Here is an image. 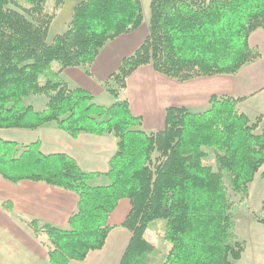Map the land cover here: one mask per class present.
<instances>
[{"label": "trees", "instance_id": "1", "mask_svg": "<svg viewBox=\"0 0 264 264\" xmlns=\"http://www.w3.org/2000/svg\"><path fill=\"white\" fill-rule=\"evenodd\" d=\"M48 3L0 0V129L34 131L56 123L73 138L112 134L117 152L105 174L109 184L93 186L99 174L83 172L68 155H45L39 141L20 146L0 140L1 178L43 183L78 197L66 229L21 219L35 237L46 239L47 264L82 263L101 251L122 200L131 203L122 227L132 238L120 264H154L158 248L146 233L158 220L166 222L164 240L171 244L161 264L239 262L247 243L237 238L233 210L247 205L251 185L259 175L264 179L261 118L242 113L239 100L213 97L203 112L169 108L164 130L148 133L122 94L128 79L148 65L179 82L236 75L259 58L250 39L264 31V0H152L148 38L109 79L111 106L70 89L61 75L90 68L110 42L140 29L141 0H83L51 43L65 0H54L52 10ZM42 96L48 99L43 111L25 104ZM251 213L264 225V203Z\"/></svg>", "mask_w": 264, "mask_h": 264}, {"label": "crops", "instance_id": "2", "mask_svg": "<svg viewBox=\"0 0 264 264\" xmlns=\"http://www.w3.org/2000/svg\"><path fill=\"white\" fill-rule=\"evenodd\" d=\"M68 1L72 2L74 10L83 0H65L64 6ZM141 3L144 24L140 29L110 42L90 68H71L62 73V79L70 89L85 90L94 97L96 104L112 105L108 98L111 96L108 91L110 77L119 71L123 60L132 55L149 36L152 0H141ZM250 46L259 54V58L236 75L179 82L157 73L148 65L138 69L128 79L122 98L128 100L133 115L142 120L141 129L148 133L164 130L169 108L203 112L209 109L213 97L239 100V110L251 120L261 118V128H264V31H257L251 36ZM30 99L25 100V104L37 111L47 108L48 101L37 107L32 101L28 102ZM0 140L15 142L20 146L39 141L45 155H68L83 172L99 174L90 182L93 186L109 184L105 174L109 172L110 162L117 152V139L112 134H81L73 138L59 129L56 123H49L34 131L0 129ZM77 206L78 197L71 192L29 181L13 184L0 177V264H47L46 239L44 236L35 237L21 219L66 229ZM130 212V201L122 200L109 219V226L114 230L105 247L92 253L86 261L76 264H120L132 238L131 233L122 227ZM148 231L146 238L149 240ZM149 241L154 244L152 240Z\"/></svg>", "mask_w": 264, "mask_h": 264}, {"label": "rangeland", "instance_id": "3", "mask_svg": "<svg viewBox=\"0 0 264 264\" xmlns=\"http://www.w3.org/2000/svg\"><path fill=\"white\" fill-rule=\"evenodd\" d=\"M54 6V0H49L48 9L52 10ZM73 13V4L68 1L66 6L58 11L57 18L52 27L51 34L48 41L53 42L56 35L63 33L69 23L70 17ZM53 70L59 69V64L54 63L52 65ZM46 82V77L41 78V83ZM111 104L115 102L114 97L111 95L108 97ZM32 101V102H31ZM44 101H48L45 96L37 97L30 101L37 107ZM109 105V104H108ZM262 173V172H261ZM264 203V179L259 175L256 181L251 185V194L247 205L237 204L234 207L235 217V233L240 241L247 243V249L242 259L236 264H264V225H261L254 221L251 212L260 211ZM249 208V209H248ZM166 222L164 220H158L151 224L148 231L150 238L154 242V245L158 248L153 254L152 263L161 264L164 256L168 254L171 248V244L164 240Z\"/></svg>", "mask_w": 264, "mask_h": 264}]
</instances>
